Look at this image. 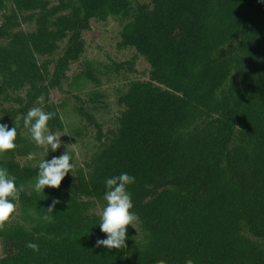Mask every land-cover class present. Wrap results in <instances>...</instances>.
I'll return each instance as SVG.
<instances>
[{
	"label": "trees",
	"instance_id": "obj_1",
	"mask_svg": "<svg viewBox=\"0 0 264 264\" xmlns=\"http://www.w3.org/2000/svg\"><path fill=\"white\" fill-rule=\"evenodd\" d=\"M110 21L114 53L88 57L85 32ZM34 107L54 114L56 152L23 125ZM14 120L0 167L23 190L0 264H264V0H0V123ZM66 150L72 173L33 191ZM122 172L136 229L109 250L105 180Z\"/></svg>",
	"mask_w": 264,
	"mask_h": 264
},
{
	"label": "clouds",
	"instance_id": "obj_2",
	"mask_svg": "<svg viewBox=\"0 0 264 264\" xmlns=\"http://www.w3.org/2000/svg\"><path fill=\"white\" fill-rule=\"evenodd\" d=\"M53 115V113L45 112L40 107H34L24 115L23 125L28 130L30 139L37 146L56 152L61 147L62 135L48 131V121ZM14 125V127H9L6 123H0V154L16 147L17 125L15 120ZM74 166L73 157L67 150L60 156L41 160L38 164V175L33 185V191L39 194L45 193L46 186L59 188L62 180L70 172L72 173ZM134 183L135 177L127 172H122L105 180L104 200L106 204L98 225L100 231L106 234V238L97 239V247L104 246L109 250H118L127 246V226L131 225L136 229L134 222L137 215L132 211L134 204L128 190V186ZM22 190L23 186L17 187L16 178L6 168L0 167V228L14 213L15 204L13 201L19 198ZM58 203H60L58 198L52 200V203L47 207L48 211L43 217L44 220L51 222L54 219L49 213L54 211ZM27 247L33 251H39V246L36 243L29 242Z\"/></svg>",
	"mask_w": 264,
	"mask_h": 264
},
{
	"label": "rangeland",
	"instance_id": "obj_3",
	"mask_svg": "<svg viewBox=\"0 0 264 264\" xmlns=\"http://www.w3.org/2000/svg\"><path fill=\"white\" fill-rule=\"evenodd\" d=\"M117 24L110 21L108 23L102 22H92V29L88 32H85V42H86V50L88 57H96L98 55H103L106 52L114 49L112 46V42L114 41V36L117 31ZM127 54V53H126ZM123 57V56H122ZM125 56L121 58L124 60ZM137 67L140 71L145 68V64L142 61H138ZM104 114V113H101ZM106 119L110 117V115H106ZM2 243L0 241V256L2 255Z\"/></svg>",
	"mask_w": 264,
	"mask_h": 264
}]
</instances>
